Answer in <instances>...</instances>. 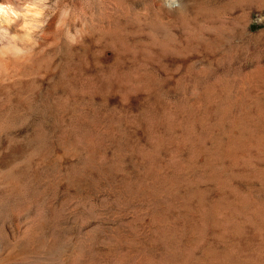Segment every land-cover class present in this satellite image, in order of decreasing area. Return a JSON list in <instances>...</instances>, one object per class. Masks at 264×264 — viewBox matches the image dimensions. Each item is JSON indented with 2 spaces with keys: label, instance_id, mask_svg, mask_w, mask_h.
<instances>
[{
  "label": "rangeland",
  "instance_id": "rangeland-1",
  "mask_svg": "<svg viewBox=\"0 0 264 264\" xmlns=\"http://www.w3.org/2000/svg\"><path fill=\"white\" fill-rule=\"evenodd\" d=\"M21 5L0 264H264V0Z\"/></svg>",
  "mask_w": 264,
  "mask_h": 264
},
{
  "label": "bare ground",
  "instance_id": "bare-ground-1",
  "mask_svg": "<svg viewBox=\"0 0 264 264\" xmlns=\"http://www.w3.org/2000/svg\"><path fill=\"white\" fill-rule=\"evenodd\" d=\"M4 2L10 3L13 6V9L21 13V15L17 18H13V22L11 24H0V28L3 29V31H0V75L1 76L3 75L2 72L5 71V73H7L6 70L9 64V55L11 54V52L15 50L17 51L19 50V46L15 39L16 30L19 29L20 25L23 24L24 21L29 16H31L32 21L33 20L35 21L32 22L33 26L39 27L40 25L37 20L40 16L39 14L41 13V12H36V13L32 12L31 14L28 13L29 14L28 16L26 11L29 8L24 7V5L23 6L21 5L22 0H0V3H4ZM32 264L35 263L32 262Z\"/></svg>",
  "mask_w": 264,
  "mask_h": 264
},
{
  "label": "clouds",
  "instance_id": "clouds-1",
  "mask_svg": "<svg viewBox=\"0 0 264 264\" xmlns=\"http://www.w3.org/2000/svg\"><path fill=\"white\" fill-rule=\"evenodd\" d=\"M20 15L21 13L15 11L10 3H0V24H11L13 18H17ZM0 31H3V29L0 28Z\"/></svg>",
  "mask_w": 264,
  "mask_h": 264
}]
</instances>
